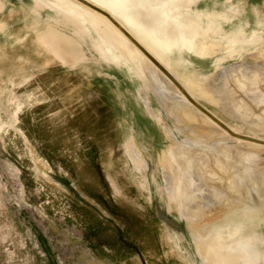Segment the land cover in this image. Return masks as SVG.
Masks as SVG:
<instances>
[{
  "label": "rangeland",
  "instance_id": "1",
  "mask_svg": "<svg viewBox=\"0 0 264 264\" xmlns=\"http://www.w3.org/2000/svg\"><path fill=\"white\" fill-rule=\"evenodd\" d=\"M87 1L124 25L111 2ZM198 1L192 17L245 7L232 19L260 42L200 36L214 43L205 60L173 51L178 76L157 94L122 54L110 65L85 46L89 60L62 62L47 37L72 28L33 0H0V264H234L204 255L238 226L264 264V3Z\"/></svg>",
  "mask_w": 264,
  "mask_h": 264
},
{
  "label": "bare ground",
  "instance_id": "2",
  "mask_svg": "<svg viewBox=\"0 0 264 264\" xmlns=\"http://www.w3.org/2000/svg\"><path fill=\"white\" fill-rule=\"evenodd\" d=\"M107 1L111 2L123 15V26L109 12L101 10L100 12L104 13L101 14L93 9L97 7L87 0H33L36 6L46 7L56 15L58 21L68 24L73 30L71 37L66 35L55 37L53 34L47 37L49 38L48 44L58 52L57 55L62 62L67 63L71 60V62L79 63L89 60L91 56L84 50L85 46L98 57V60L110 65L118 64L119 55L122 54L127 63L137 67L138 73L143 74L150 88L157 94H164L168 88L167 78L171 77L169 73L173 75L175 73V78L178 76L176 75L178 68L172 66L168 59V55H171L173 51L185 50L198 60H205L200 53L214 43L206 39L200 41V36H220L228 47H236L237 50L254 44L255 41L260 42L256 33L246 34L242 31L241 21L234 23L232 16L241 14L243 8L241 9L240 6L220 11L211 10V12H205L204 17L200 15L192 17L187 14L189 5L198 0ZM248 1L254 7L259 0ZM183 12L186 14L181 15ZM199 13L204 15L202 12ZM202 20L208 22L205 30L198 26ZM126 28L131 32L128 36L125 35ZM255 38L256 40L253 41ZM145 54L155 59L158 65L150 66ZM185 62L192 64L189 61ZM173 83L176 85V92L185 103L188 106L194 104V99H197L194 84L186 80ZM139 101L146 110L149 109L147 100L139 96ZM136 119V124L140 127L142 119L140 117ZM212 123L224 128L218 121H212ZM134 137L132 135L131 138L123 141L125 147L123 153L129 162L141 159V152L136 147ZM163 137L166 139L167 135L164 133ZM163 137L161 136V142L158 143L159 147L165 144ZM244 239V237L241 238L240 226L225 234L220 229L214 231L212 240H210L212 243L206 247L207 254L205 253L204 256L208 259L213 258L216 262L229 259L234 264H254L257 260V253L248 241L250 238ZM169 240H174V238L169 236Z\"/></svg>",
  "mask_w": 264,
  "mask_h": 264
},
{
  "label": "crops",
  "instance_id": "3",
  "mask_svg": "<svg viewBox=\"0 0 264 264\" xmlns=\"http://www.w3.org/2000/svg\"><path fill=\"white\" fill-rule=\"evenodd\" d=\"M229 1V0H228ZM228 1H224L223 4H227V3H230L231 4V1H237L238 4H241V6H246L247 8H253L254 12H257L258 11V7L259 5L263 4L264 3V0H259L257 3H255V6L253 7L252 5H250L249 1L248 0H230L229 2ZM199 2V1H198ZM197 2V3H198ZM200 3V2H199ZM198 3V4H199ZM203 3V2H202ZM245 9V7L243 8V10ZM245 11V10H244Z\"/></svg>",
  "mask_w": 264,
  "mask_h": 264
},
{
  "label": "water",
  "instance_id": "4",
  "mask_svg": "<svg viewBox=\"0 0 264 264\" xmlns=\"http://www.w3.org/2000/svg\"><path fill=\"white\" fill-rule=\"evenodd\" d=\"M93 9H95L96 11H99V13H101V14H104V13L100 12L101 10H98L97 8H93ZM125 35L128 36V34H127L126 32H125ZM145 56H146L150 61H152L156 66L158 65V64H156L157 62H155V60H154L151 56H149L148 54H147V55L145 54Z\"/></svg>",
  "mask_w": 264,
  "mask_h": 264
}]
</instances>
